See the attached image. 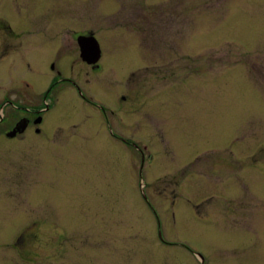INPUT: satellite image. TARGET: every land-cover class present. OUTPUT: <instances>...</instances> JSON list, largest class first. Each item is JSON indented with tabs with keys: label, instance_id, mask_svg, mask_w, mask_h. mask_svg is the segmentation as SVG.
Wrapping results in <instances>:
<instances>
[{
	"label": "rangeland",
	"instance_id": "rangeland-1",
	"mask_svg": "<svg viewBox=\"0 0 264 264\" xmlns=\"http://www.w3.org/2000/svg\"><path fill=\"white\" fill-rule=\"evenodd\" d=\"M14 11L34 69L48 63L43 79L18 69L32 97L52 59L73 84L47 113L48 138L2 147L0 264H264V0ZM88 33L96 70L80 55Z\"/></svg>",
	"mask_w": 264,
	"mask_h": 264
},
{
	"label": "flooded vegetation",
	"instance_id": "flooded-vegetation-1",
	"mask_svg": "<svg viewBox=\"0 0 264 264\" xmlns=\"http://www.w3.org/2000/svg\"><path fill=\"white\" fill-rule=\"evenodd\" d=\"M15 4L16 0H0V152L2 147L6 149L7 146H14L12 144H14L15 140L27 138L28 136L25 133L28 131H34L38 137L45 136L48 138V135H43L47 113L52 105L57 103V94L65 87L62 83L73 84L69 77L62 75L64 73L57 66L58 61L55 62L52 59L50 65L55 73L53 79L50 84L41 87L35 98L32 97V90L37 88H35V84L26 74H19L18 69L24 63V69L30 70V73L35 71V74H41L40 77L43 79L47 76L45 66L47 67L48 63L47 60H42L40 69H34V64L30 61V57L36 42H34L33 46L30 45L27 35L19 29L17 22L12 20L10 14L15 15ZM40 31L44 33L43 30ZM83 35H90V33ZM42 44L46 43H41L36 48H40L45 56V52H48V46ZM58 46L59 48L55 50L60 58L63 46L60 44ZM86 63L93 70L100 67V64L98 65L97 63ZM74 86L85 101L92 102L85 94H82L80 87L76 86V84ZM23 125L26 126L24 131H17ZM2 208L5 212V207L3 206ZM63 234L61 235L63 236Z\"/></svg>",
	"mask_w": 264,
	"mask_h": 264
},
{
	"label": "water",
	"instance_id": "water-1",
	"mask_svg": "<svg viewBox=\"0 0 264 264\" xmlns=\"http://www.w3.org/2000/svg\"><path fill=\"white\" fill-rule=\"evenodd\" d=\"M78 44L80 46V55L86 62L92 64L97 63L101 56V48L99 45L98 40L94 35H79L78 37ZM26 128L25 125L22 126L21 129H17L19 132H23ZM15 130V132L17 133ZM13 132V133H15ZM143 189V183H142Z\"/></svg>",
	"mask_w": 264,
	"mask_h": 264
}]
</instances>
